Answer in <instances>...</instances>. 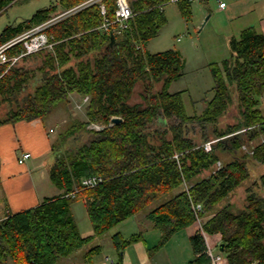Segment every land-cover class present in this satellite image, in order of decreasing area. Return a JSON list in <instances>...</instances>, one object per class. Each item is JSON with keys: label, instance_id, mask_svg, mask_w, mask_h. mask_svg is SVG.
Here are the masks:
<instances>
[{"label": "trees", "instance_id": "trees-1", "mask_svg": "<svg viewBox=\"0 0 264 264\" xmlns=\"http://www.w3.org/2000/svg\"><path fill=\"white\" fill-rule=\"evenodd\" d=\"M16 1L0 0V13ZM86 1L56 0L25 23L5 27L0 46L28 31L31 24L47 22L58 8L63 13ZM103 2L107 17L112 18L114 0ZM128 3L133 16L120 35L99 29L103 17L98 4L48 27L45 33L53 39V49L35 54H45L40 68L42 83L19 103L17 98L32 76L15 68L21 60L9 69L0 64V106L11 99L17 105L0 119V125L44 119L66 103L70 94H77L89 98L87 120L62 133L63 142L91 124L103 126L89 131L86 143L57 155L49 178L63 190L61 195L0 221V264H58L141 212L160 232L158 243L148 249L150 253L161 250L200 218L201 228L189 239L193 259L187 264H210L203 233L221 236L227 264H264V172L245 189L240 207L232 203L220 207L252 176L250 158L247 153L239 154L241 147L264 135L260 101L264 93V36L254 27H246L230 38V57L209 67L212 98L201 114L188 116L183 92H168L171 83L183 76L181 54L145 49L167 24L164 7L169 0ZM176 5L185 22L190 21L192 1L179 0ZM21 50V45H15L7 55L12 57ZM137 86L140 100L131 104ZM234 101L236 123L222 124ZM113 118L120 122L111 123ZM244 129L247 131L242 132ZM210 139L218 141L207 153L200 147ZM250 157L264 164V139L253 147ZM221 160L223 165L213 172ZM91 176L100 177L101 182L82 188L81 181ZM183 184L188 185L186 191ZM75 191L74 198L69 196ZM77 201L84 205L91 236H81L73 217L71 205ZM196 205L201 206L198 213ZM112 240L120 254L143 238L140 233L128 239L116 234ZM100 251L99 246L93 247L86 253L87 259L91 261Z\"/></svg>", "mask_w": 264, "mask_h": 264}, {"label": "crops", "instance_id": "crops-1", "mask_svg": "<svg viewBox=\"0 0 264 264\" xmlns=\"http://www.w3.org/2000/svg\"><path fill=\"white\" fill-rule=\"evenodd\" d=\"M221 3L225 5L221 8L223 9V17L229 25L234 24L233 30L224 36L227 43L231 37L237 36L246 27H254L257 32L264 36V0H224L219 4ZM61 12L62 10L58 8L56 12L51 14V17L57 16ZM27 20L7 26L16 27ZM35 26L31 24L29 30ZM44 55L38 54L27 57L15 66L22 73H28L32 76L28 84L23 86L22 92L17 98V103L27 95L33 94L34 90L42 83L40 68L44 64ZM83 98L85 97L70 94L66 103L67 105L72 102L80 103ZM260 101L261 109L264 112V93ZM16 107L17 105L12 99L5 102L0 106V119L15 111ZM54 112L44 119L22 120L0 125V221L5 219L7 215L35 208L41 205L44 200L61 195L63 192L51 183L49 171L57 155L63 154L67 150L69 141L67 143L63 142L61 136L63 131L65 132L70 125H67V122L65 123L63 131L59 134L60 139L53 138L51 135L56 133L58 125H53L48 118L53 119V117L57 118L58 115L61 116V113L57 115V111ZM57 124H61V119ZM24 154H29V158L23 163H19L18 160ZM198 229L199 226L195 223L172 237L161 250L150 253L148 249H152L158 243L160 232L154 229L146 219V213L141 212L120 223L101 237L95 238L84 248L61 259L58 264H187L193 259L189 239ZM85 230L82 233L79 229L81 236L92 235L91 226L90 229ZM139 233L142 235L143 240L126 247L119 254L113 244V236L119 234L123 239H128L130 236ZM104 237L108 238L110 243L107 250L102 245ZM211 244L219 252L221 236L218 234L212 235ZM97 246L100 247L101 251L89 261L86 253ZM220 264H227L226 259L223 258Z\"/></svg>", "mask_w": 264, "mask_h": 264}, {"label": "rangeland", "instance_id": "rangeland-1", "mask_svg": "<svg viewBox=\"0 0 264 264\" xmlns=\"http://www.w3.org/2000/svg\"><path fill=\"white\" fill-rule=\"evenodd\" d=\"M55 1L56 0H19L15 2L0 15V32L7 25L17 24L22 20L29 19L36 11L49 7ZM221 1L224 0H203V2H201V0H194L192 3V18L188 22H185L181 17L175 3H168L164 8L167 24L160 30L158 36L151 40L146 46V50L149 53L175 50L181 54L184 62L183 76L179 80L171 83L168 92L171 94L183 92V104L185 107V113L188 116L201 114L206 101H209L213 96V78L209 68L210 65L214 63L220 64L224 59L230 57L228 43L224 36L233 30L234 24H231L232 26L229 25L223 17V9L219 7ZM207 17L208 19L206 20ZM137 89L138 90L133 94V98L130 100L131 104L139 102L140 100L139 93L141 92V89L139 86H137ZM72 103L70 105H67V103L59 104L54 111H57V115L61 113V116L58 115L57 118L53 117V119L48 118L53 125H58L56 133L51 135L57 140L60 139L59 134L63 131V127L66 124L70 125V127H67L69 129L72 126H75L76 123L85 122L87 120L85 115L87 104H83L82 101L80 103ZM54 111L53 113H55ZM59 117L61 119V124H57L58 121L60 122ZM237 119L238 109L234 101L223 117L221 123L232 124L236 123ZM93 126H97L98 128L102 127V125L99 124H91L85 131H78L74 136L67 138V141H69L67 149L86 143L90 136L88 132L92 130L95 131ZM68 129H66V131ZM263 139L264 135H260L251 141H248L244 146H247V149L250 151L251 147H254ZM215 141L217 140L210 139L200 148L207 152L206 149H209L210 147L212 148ZM211 142L214 143L208 146ZM211 151L212 149L209 150V152ZM249 151L241 149L239 154H248L249 157H247L250 158L248 161V168L252 175L251 178L231 193L220 204V207L226 203H232L240 207V204L244 201L245 189L250 187L254 183V180L258 179L259 175L264 172V164H259L254 160H251L250 156L252 154ZM218 165L221 167L223 165V160L216 163L213 167V172L219 169ZM206 175L207 173L204 174V176ZM71 210L80 231L84 233L86 231L85 229H90L91 225L87 218L83 203L81 201L74 202L71 205ZM200 222H203V219H200ZM196 223L198 222L196 221ZM206 236L208 238L207 242H205L206 246L209 247L214 255H219L221 263V260L225 258L223 257L224 255L213 248L211 244L212 235ZM105 238L106 237H104V240L102 241V245H104L103 247L107 250L110 243L108 238Z\"/></svg>", "mask_w": 264, "mask_h": 264}, {"label": "built area", "instance_id": "built-area-1", "mask_svg": "<svg viewBox=\"0 0 264 264\" xmlns=\"http://www.w3.org/2000/svg\"><path fill=\"white\" fill-rule=\"evenodd\" d=\"M103 1L104 0H87L86 2L80 4L79 6L73 8L69 11H65L61 14H58L57 16L52 17L47 22H45L41 25L35 26L32 29L21 34L20 36H18L16 38L12 39L11 41L1 45L0 46V64H7V67H8L7 69H9L10 67L17 64L20 60H22V58H25V57H28L31 55H35V54L43 52V51L44 52L45 51H51L53 49L54 42H53V39L45 33L46 29L48 27H50L51 25L55 24L60 19L68 16L69 14L76 12L78 10L84 9V8L91 6V5H94V4H98L101 16L103 17V20H102V23H101L99 29L103 32H109L112 35L122 34L124 31H126L129 28V20L133 16V13L129 7V3L127 2V0H114V4H115L114 14H113L112 18H109V17H107V10H106V7H105ZM178 1L179 0H169V3H175L176 4ZM188 1H193V0H188ZM224 6L225 5L223 3L219 4L220 8H223ZM15 45H21L22 50L20 52H18L16 55L9 57L7 55V51ZM88 101H89V98L85 97V98H83L82 103L87 104ZM96 125H98V124H96ZM94 128H95V131H99L103 128V126L101 128L100 127L98 128L97 126H95ZM243 131H247V129L242 130V132ZM217 141H215V143ZM205 143H203L201 146H204ZM213 143L214 142L209 143L208 146L210 144L212 145ZM213 145H212V148H213ZM212 148L210 147L209 149H206V148L205 149L207 152H209V150ZM241 149H243L244 151H249L247 149V146H242ZM252 149H253V147H251V149L249 151L251 154H252ZM28 158H29V154H24V155H22L21 159H19L18 161H19V163H23ZM174 158L177 160L178 155H175ZM220 165H218L219 168H220ZM100 182H101L100 177L91 176V177L84 178L81 181V186H82V188L90 189V188L95 187ZM187 189H188V185L183 184L182 190L186 191ZM77 192L78 191H75L73 194H70L69 196L74 198V196L77 194ZM194 209H195V212L198 213L201 210V206L196 205V206H194ZM197 222H198L197 224H198L199 228H201L200 218H197ZM202 235L205 239V242H207V236L204 233ZM206 248H207L206 253H207V256L210 260V264H219L220 263L219 255H214L208 246H206Z\"/></svg>", "mask_w": 264, "mask_h": 264}, {"label": "water", "instance_id": "water-1", "mask_svg": "<svg viewBox=\"0 0 264 264\" xmlns=\"http://www.w3.org/2000/svg\"><path fill=\"white\" fill-rule=\"evenodd\" d=\"M207 20V19H206ZM111 38H112V36H111ZM120 122V119L119 118H113L112 120H111V123H113V124H117V123H119ZM219 251L221 252V253H223V244H221L220 245V249H219Z\"/></svg>", "mask_w": 264, "mask_h": 264}, {"label": "bare ground", "instance_id": "bare-ground-1", "mask_svg": "<svg viewBox=\"0 0 264 264\" xmlns=\"http://www.w3.org/2000/svg\"><path fill=\"white\" fill-rule=\"evenodd\" d=\"M203 224V223H202Z\"/></svg>", "mask_w": 264, "mask_h": 264}]
</instances>
